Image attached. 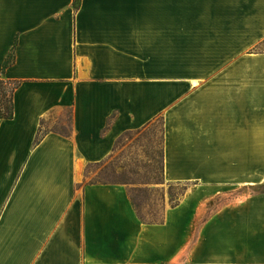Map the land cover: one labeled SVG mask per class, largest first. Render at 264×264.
<instances>
[{"label":"crops","instance_id":"crops-1","mask_svg":"<svg viewBox=\"0 0 264 264\" xmlns=\"http://www.w3.org/2000/svg\"><path fill=\"white\" fill-rule=\"evenodd\" d=\"M0 78V264H264V0H0ZM156 121L144 222L89 166Z\"/></svg>","mask_w":264,"mask_h":264},{"label":"rangeland","instance_id":"rangeland-1","mask_svg":"<svg viewBox=\"0 0 264 264\" xmlns=\"http://www.w3.org/2000/svg\"><path fill=\"white\" fill-rule=\"evenodd\" d=\"M62 126L56 123L51 128L63 130ZM160 141L161 126L156 121L153 126L142 132L124 135L113 157L103 163L89 166L92 180L126 184L131 190L134 208L136 206L146 221L161 219L163 210L180 199L191 186L188 183L163 181ZM181 264L191 263L184 255Z\"/></svg>","mask_w":264,"mask_h":264},{"label":"trees","instance_id":"trees-1","mask_svg":"<svg viewBox=\"0 0 264 264\" xmlns=\"http://www.w3.org/2000/svg\"><path fill=\"white\" fill-rule=\"evenodd\" d=\"M73 2H74V6H77L79 4L80 0H73ZM12 60H13V56L11 55L6 60L4 66H7L9 63L12 62ZM17 85H18L17 81L4 80V79L0 78V118H11L13 116L12 95H13V91L17 87ZM7 95H8V99H6ZM39 136H40V134H38V137ZM120 140H121V138L119 139L118 142H120ZM160 159H161V157H160ZM97 181H100V182H103V183H107V181H102L101 179H98ZM130 197H131V200H132L131 190H130ZM178 202H179V199L177 201H175L174 203H172L171 205L175 206ZM133 206H134V203H133ZM135 210H136L139 218L142 221L147 222L145 220V218L140 214L138 209H136V206H135ZM153 221H155V220L148 221V222H153Z\"/></svg>","mask_w":264,"mask_h":264}]
</instances>
